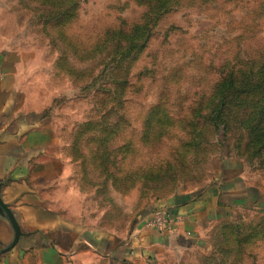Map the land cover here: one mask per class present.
I'll use <instances>...</instances> for the list:
<instances>
[{
	"label": "rangeland",
	"instance_id": "374dc122",
	"mask_svg": "<svg viewBox=\"0 0 264 264\" xmlns=\"http://www.w3.org/2000/svg\"><path fill=\"white\" fill-rule=\"evenodd\" d=\"M145 1L0 0V138L47 128L49 208L123 239L159 202L220 186L234 208L198 245L140 264H264V151L209 113L222 77L263 58L264 0Z\"/></svg>",
	"mask_w": 264,
	"mask_h": 264
},
{
	"label": "crops",
	"instance_id": "0c3cea01",
	"mask_svg": "<svg viewBox=\"0 0 264 264\" xmlns=\"http://www.w3.org/2000/svg\"><path fill=\"white\" fill-rule=\"evenodd\" d=\"M52 141L47 128L25 123L0 138L2 199L15 214L23 233L11 251L3 252L13 242L14 231L0 216V264H66L74 256L88 252L117 262L140 264L166 251L198 245L205 229L234 208L226 205L217 186L196 199L182 194L163 200L147 213L146 216L162 210L178 218L172 230L160 233L145 229L144 218L130 240L86 230L49 208L43 196L59 172L49 156Z\"/></svg>",
	"mask_w": 264,
	"mask_h": 264
},
{
	"label": "trees",
	"instance_id": "16d2710c",
	"mask_svg": "<svg viewBox=\"0 0 264 264\" xmlns=\"http://www.w3.org/2000/svg\"><path fill=\"white\" fill-rule=\"evenodd\" d=\"M151 1L155 2L156 7L161 10L169 3V0H148L145 2L148 4ZM144 25L147 26L148 23ZM136 29L137 31L142 30L143 27L137 26ZM121 36L120 31L115 35L118 39ZM120 42L118 44L122 54L130 53L132 46L142 48L146 45L145 41L138 45L129 41L127 46L123 44L122 46ZM209 110L210 117L215 114L212 120L219 121L224 126L228 127L230 119L237 125H243L248 134V146H254V148L264 151V54L257 67L247 65V68L232 70L222 77L215 90ZM252 110L257 112L254 119L248 115L253 112ZM203 112L202 109L200 113ZM202 194L203 192L186 195L196 199ZM146 215L147 213L142 214V218Z\"/></svg>",
	"mask_w": 264,
	"mask_h": 264
},
{
	"label": "built area",
	"instance_id": "2783aa9c",
	"mask_svg": "<svg viewBox=\"0 0 264 264\" xmlns=\"http://www.w3.org/2000/svg\"><path fill=\"white\" fill-rule=\"evenodd\" d=\"M179 223L178 218L171 217L165 211H154L142 219V225L145 229L157 230L160 233L172 230Z\"/></svg>",
	"mask_w": 264,
	"mask_h": 264
},
{
	"label": "water",
	"instance_id": "95a60500",
	"mask_svg": "<svg viewBox=\"0 0 264 264\" xmlns=\"http://www.w3.org/2000/svg\"><path fill=\"white\" fill-rule=\"evenodd\" d=\"M0 216L5 219L14 231V240L3 252L11 251L20 241L23 236L21 227L13 211L3 202L2 199V184L0 183Z\"/></svg>",
	"mask_w": 264,
	"mask_h": 264
}]
</instances>
